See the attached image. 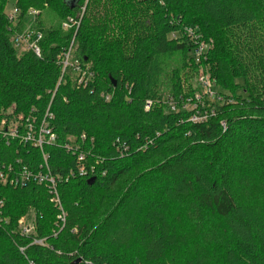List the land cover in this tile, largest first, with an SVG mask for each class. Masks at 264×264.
<instances>
[{"label":"trees","instance_id":"16d2710c","mask_svg":"<svg viewBox=\"0 0 264 264\" xmlns=\"http://www.w3.org/2000/svg\"><path fill=\"white\" fill-rule=\"evenodd\" d=\"M28 28L40 57L12 43ZM201 38L213 96L165 65L183 56L195 72ZM71 47L86 87L63 72ZM8 111L51 115L56 143L0 136V169L39 172L47 155L61 209L44 185L0 183V264H264V0H0V120ZM27 214L33 237L17 231Z\"/></svg>","mask_w":264,"mask_h":264},{"label":"built area","instance_id":"2783aa9c","mask_svg":"<svg viewBox=\"0 0 264 264\" xmlns=\"http://www.w3.org/2000/svg\"><path fill=\"white\" fill-rule=\"evenodd\" d=\"M33 16L37 15V12L31 10ZM7 19L12 24L13 27L19 22L20 11L17 8H12L11 11L6 12ZM77 25V21L69 19V21L63 24L65 29H69L71 26ZM190 35H193V31L189 29L187 31ZM42 38L40 33H35L32 29L28 28L22 33H15L12 36V43L17 50L26 52L31 51L36 56H41V50L39 47V41ZM196 50L195 54L197 57H202L205 54L203 51L204 45H201ZM60 64L62 65L63 72L67 68L71 69L78 86L86 87L93 79V74L89 72L88 68L86 69L79 63L77 60H73L72 57V47L63 53L60 56ZM201 86L204 88L205 92L210 96H213L211 91V84L209 77L204 69L201 72ZM106 99L109 100V95L106 96ZM152 102L148 101L146 108L149 109ZM47 117L51 119V115L46 114L45 119L41 124H37L34 119H25L23 115H11V112L8 111L5 113V116L0 120V136L4 139H20L24 144L30 145L33 147L40 148L43 150L45 145L55 144L56 136L52 133L50 124L47 120ZM25 119V120H24ZM197 117H193V121H199ZM82 141L85 140V135L81 136ZM93 142V139H91ZM75 143V138H69L66 148H72ZM85 159V155L81 153L78 156L79 163H82ZM48 156L44 154V167L42 171L32 172L28 169L27 166L20 165L21 167H14L13 165L3 166L0 169V183L3 186L10 187H25L27 184L35 182L39 185H44L48 188L51 195V202L54 203L59 209H61V202L58 193V181L61 180L60 176L54 177L48 167ZM78 173L81 176H87V171L85 166H80L78 168ZM3 202L0 201V219H1V209ZM60 219L64 221L63 216H60ZM17 231L24 237H33L35 235V218L33 214H27L19 219L17 223ZM34 244L44 245L43 241L35 240Z\"/></svg>","mask_w":264,"mask_h":264},{"label":"rangeland","instance_id":"374dc122","mask_svg":"<svg viewBox=\"0 0 264 264\" xmlns=\"http://www.w3.org/2000/svg\"><path fill=\"white\" fill-rule=\"evenodd\" d=\"M12 8H14V5L9 4L6 12L11 11ZM43 18H45V21H46L48 27L55 26V22L51 23V22L55 21L54 16L47 13L45 16H43ZM192 27H194V26H192ZM198 41L201 43L200 47H201V45H204L203 51L205 50V52H204L205 56L203 57V59H205V60H203V62H202V58L197 57V55L195 53H193V55L191 56V59H192V61H194L195 64L198 65L197 70L195 72H193L191 68L184 66L186 57L184 58L183 56L182 57L181 56H174L171 59H169V61H166V64H165L167 67H169V71H170V69H172L174 67H182V69H181V70H183L182 73L185 71V78H184L185 79V81H184V90L185 91L187 88L188 89H194L195 87H198V86L200 87V85H201L200 84V82H201L200 76L202 74L201 72H202L203 68H205V70L207 71V75L209 77L208 71L210 69L208 66L204 65V62H206L207 55L213 47V42H212V39H207V38H205V39L201 38V39H198ZM211 43H212V46H211ZM192 61H191V63H192ZM199 64H201V65H199ZM165 92L170 93L171 91L166 89ZM193 107H194L193 105H190V108H193ZM197 118L201 119L200 117H197Z\"/></svg>","mask_w":264,"mask_h":264},{"label":"water","instance_id":"95a60500","mask_svg":"<svg viewBox=\"0 0 264 264\" xmlns=\"http://www.w3.org/2000/svg\"><path fill=\"white\" fill-rule=\"evenodd\" d=\"M91 182H94V180L93 179H91ZM80 264L81 263V259L80 260H78L76 263H74V264Z\"/></svg>","mask_w":264,"mask_h":264}]
</instances>
